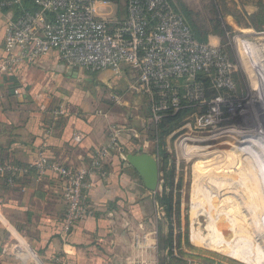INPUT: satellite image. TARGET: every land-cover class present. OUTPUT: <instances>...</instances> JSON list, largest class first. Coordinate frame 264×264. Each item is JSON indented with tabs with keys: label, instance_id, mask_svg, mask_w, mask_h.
Listing matches in <instances>:
<instances>
[{
	"label": "crops",
	"instance_id": "crops-1",
	"mask_svg": "<svg viewBox=\"0 0 264 264\" xmlns=\"http://www.w3.org/2000/svg\"><path fill=\"white\" fill-rule=\"evenodd\" d=\"M3 27L0 13V57ZM203 42L215 45L211 35ZM126 76L134 81L126 68L115 74L68 67L54 52L0 74L1 162L27 166L40 153L49 163L76 169L95 149L116 144L108 178L94 179L86 197L87 217L69 232L62 229L63 185L55 176H25L14 186L0 177V264H157L150 255L155 241L144 227L154 213L153 199L123 158L157 153V145L155 151L150 147L151 115L124 113L98 98L102 89L116 88ZM61 109L63 114H54ZM77 133L81 141L74 139ZM136 236L145 238L143 250L135 246Z\"/></svg>",
	"mask_w": 264,
	"mask_h": 264
},
{
	"label": "built area",
	"instance_id": "built-area-1",
	"mask_svg": "<svg viewBox=\"0 0 264 264\" xmlns=\"http://www.w3.org/2000/svg\"><path fill=\"white\" fill-rule=\"evenodd\" d=\"M25 1L0 0V13L4 14L0 74L32 65L49 52L56 53L68 67L93 73L118 74L126 68L134 77L130 90L146 98L154 124L167 114L201 108L204 111L197 123L220 127L243 113L249 102L238 91L230 55L199 41L170 0H29V11L23 8ZM199 74L209 80L217 93L214 97L206 99ZM63 113L61 109L54 114ZM54 126V122L50 124L48 136ZM74 139L83 137L77 133ZM115 148L112 142L95 149L76 169L49 163L40 153L27 166L0 161V177L5 176L7 184L14 186L25 176H55L63 185L61 225L69 232L88 214L86 197L94 179L108 178L109 157ZM134 239L136 247L145 246V238Z\"/></svg>",
	"mask_w": 264,
	"mask_h": 264
},
{
	"label": "rangeland",
	"instance_id": "rangeland-1",
	"mask_svg": "<svg viewBox=\"0 0 264 264\" xmlns=\"http://www.w3.org/2000/svg\"><path fill=\"white\" fill-rule=\"evenodd\" d=\"M170 1L179 10L189 12L190 19L187 21L199 39L211 35L215 45L230 55L236 67L234 78L238 91L241 97H248L249 102L245 105L243 113L232 116L220 127L207 128L200 125L196 118L203 110L192 109L184 116L182 124L165 137L167 166L161 173L158 191L151 193L154 213L149 221H145L144 226L146 232H151L150 239L156 244L150 255L156 257L157 264H263L264 0ZM238 41H241L242 46L240 53L236 48ZM94 77L97 78L96 75ZM127 79L131 84L133 80L130 76L118 79L117 83L121 81L122 86L119 87L116 83V88H104L98 98L110 107H119L121 112L146 113L150 116L146 98L131 92ZM152 124L148 125L151 135L150 147L155 151L157 136L160 134L159 122ZM186 151L189 155H194V158L190 159ZM210 153L216 154V160H222L225 162L223 164L229 166L226 174L232 176L231 180L236 182L232 189L238 190L235 191V207L239 205L235 211V221L229 229L222 225V231L226 233L222 247L225 252L222 254L217 247L206 249L199 243L203 239L204 245H207L208 238L216 241L213 231L220 229L222 222L205 223V219L213 220L214 213H203L204 210L199 213L198 221L194 220L189 206L195 176L201 175V179L208 173V176H214V173L204 170L198 175L200 169L196 166L197 162L210 158ZM198 155L201 157H196ZM212 206L213 202L208 199L198 203V207L206 210ZM192 221L198 223L192 236L193 239L196 238L194 240L190 237ZM207 231L209 233H206ZM199 235L201 239H198Z\"/></svg>",
	"mask_w": 264,
	"mask_h": 264
},
{
	"label": "bare ground",
	"instance_id": "bare-ground-1",
	"mask_svg": "<svg viewBox=\"0 0 264 264\" xmlns=\"http://www.w3.org/2000/svg\"><path fill=\"white\" fill-rule=\"evenodd\" d=\"M205 150V149H204ZM203 150V151H204ZM186 153L189 155V152L188 151H186ZM214 155H216V154H214V153H210L208 156L210 157V158H205V159H203V161L202 162H197V164H199V165H197L196 164V166L197 167H199V169H200V171H199V173H198V175L200 174V172L201 171H205V172H210L211 174L212 173H214V176H213V174H212V176H208V175H210L209 173H208V175L207 176H205L203 179H201L200 178V176H195V181H194V183H193V188H192V192H191V204L189 205L190 207H191V215L193 216V218L192 219H194V220H197L198 221V218H199V216H200V214L199 213H201L203 210H204V212L203 213H206V211H209L210 213H214V218H212L213 220H208V219H205V223H207V222H212V221H214V223H216L215 221H218L219 223H221V226H220V229L218 228V230L217 231H213L215 234H216V236H213L214 237V239H216V241L215 240H210L209 238L208 239H206L205 237V239H206V241H207V245H204V242L202 241L203 239H201L200 238V236L201 235H199V237H198V239L200 238L201 239V241L199 242L202 246H204L206 249H207V247L209 248V249H211L213 246L214 247H217V250L220 252L221 251V254H222V252L225 250H223L222 251V247H224L223 245H224V238L226 237V233L224 232L223 233V229L224 228H231L232 227V224L234 223V215L236 214V209H237V207L239 206H237V204H236V206L237 207H235V197H236V192L238 191H236V190H233L232 188H234L233 187V185H235V183L236 182H234L233 180H231V178L230 177H232V176H230V175H228V174H226V169L229 167V166H227V164H223V163H225L224 161H222V160H216L217 158H216V156H214ZM190 157V159H191V157L192 158H194V155H189ZM205 156H207V155H205ZM196 157H201V155L199 156H196ZM215 157V158H214ZM199 159V158H198ZM198 161V160H197ZM196 162V161H195ZM193 163H194V161H193ZM203 163V164H202ZM212 163V164H211ZM226 163H227V161H226ZM230 163V162H229ZM231 164V163H230ZM234 170H235V168H234ZM228 173V172H227ZM233 173V172H232ZM202 175H204L203 174V172H202ZM229 176V177H228ZM199 177V178H198ZM237 177V176H236ZM222 188L223 189H225L224 191L222 190ZM236 191V192H235ZM244 192H246V190L244 191ZM243 192V193H244ZM210 193V194H209ZM250 196V195H249ZM242 197V196H241ZM243 198H244V196H243ZM246 198V197H245ZM207 199H208V201L209 200H211V202H213V204H214V206H212V207H210V208H208V210H206L205 208H201V207H198V203H199V201H204V202H206L207 201ZM246 201V200H245ZM189 202V203H190ZM237 202V201H236ZM193 203V204H192ZM194 203H195V206H193L194 205ZM246 206H247V204H246ZM199 209V210H198ZM212 213V214H213ZM208 214V213H207ZM211 214V215H212ZM211 217V216H210ZM213 217V216H212ZM200 221V220H199ZM209 222V223H210ZM248 222V221H247ZM213 223V222H212ZM211 223V224H212ZM219 223H218V225H219ZM196 225H198V223H195V222H193L192 221V223H191V228H190V237H191V239H193V235H194V228L196 227ZM203 225V224H202ZM201 225V226H202ZM206 225V224H205ZM207 225H210V224H207ZM224 226V228L222 229V227ZM215 226V225H214ZM199 227V226H198ZM217 227V226H216ZM207 228V227H206ZM209 228V227H208ZM226 228V229H227ZM199 229H200V227H199ZM208 230V229H207ZM222 232H221V231ZM201 231V230H200ZM202 232V231H201ZM200 233V232H199ZM206 233H209L208 231L206 232ZM206 233H203L204 235H208V234H206ZM245 233V232H244ZM210 235V234H209ZM252 235V234H251ZM254 235V234H253ZM229 236V235H228ZM250 236V235H249ZM195 237V236H194ZM203 237V236H202ZM207 237H209V236H207ZM211 237V236H210ZM232 238V237H231ZM230 238V239H231ZM194 239H196V238H194ZM193 239V240H194ZM227 239V238H226ZM239 239H241V238H239ZM247 239V238H246ZM241 241H243V239L241 240ZM191 242V241H190ZM208 242H209V244H208ZM227 242V241H226ZM230 242V241H229ZM228 242V243H229ZM198 243V242H197ZM196 243V244H197ZM249 243V242H248ZM194 244V243H193ZM227 244V243H226ZM246 244V243H245ZM250 246V245H249ZM199 247V246H198ZM201 247V246H200ZM199 247V248H200ZM230 247H231V245H230ZM250 247H252V246H250ZM228 248H229V246H228ZM235 248V247H234ZM262 248V247H261ZM241 249V248H240ZM243 249V248H242ZM255 249V248H254ZM264 249V248H263ZM262 249V250H263ZM226 250H227V248H226ZM261 250V249H260ZM249 251V250H248ZM253 251V250H252ZM225 252V251H224ZM223 252V253H224ZM228 252V251H227ZM244 252V251H243ZM229 253V252H228ZM236 253V252H235ZM262 254H264V253H262ZM244 255V254H243ZM246 255V254H245ZM250 255V254H249ZM256 255V254H255ZM241 257V256H240ZM251 257V256H250ZM262 258H264V256L262 257ZM237 259V258H236ZM260 259V258H259ZM255 260V259H254ZM264 260V259H263ZM262 260V261H263ZM240 261V260H239ZM260 264V263H259ZM263 264H264V262H263Z\"/></svg>",
	"mask_w": 264,
	"mask_h": 264
},
{
	"label": "trees",
	"instance_id": "trees-1",
	"mask_svg": "<svg viewBox=\"0 0 264 264\" xmlns=\"http://www.w3.org/2000/svg\"><path fill=\"white\" fill-rule=\"evenodd\" d=\"M23 8L27 11L31 10V6L29 5V0H26L24 2ZM180 11L185 16L186 19H188V20L190 19V14L187 10L182 11L180 9ZM16 12H18V11H16ZM192 30L194 32L195 37L199 41L203 42L204 39H199L193 28H192ZM197 80L202 82L205 89H206V99H210L217 94L213 89H211L209 80L207 78H205L204 76L199 74L197 76ZM191 110H192V108H186V109L180 110L179 112L174 113V114H171V113L167 114V115L163 116V118L159 121L158 129L160 131V134L157 136V153H158L160 161L163 162L161 172H163V170H165V168L167 166L166 152L164 149L165 137H167L171 132H173L175 129H177L182 124L184 116ZM203 111H204V109H203ZM169 211L171 212V209H169Z\"/></svg>",
	"mask_w": 264,
	"mask_h": 264
},
{
	"label": "water",
	"instance_id": "water-1",
	"mask_svg": "<svg viewBox=\"0 0 264 264\" xmlns=\"http://www.w3.org/2000/svg\"><path fill=\"white\" fill-rule=\"evenodd\" d=\"M124 161L141 179L144 189L150 193H156L159 188L161 169L163 162L158 153L148 154L142 151L128 153L123 156Z\"/></svg>",
	"mask_w": 264,
	"mask_h": 264
}]
</instances>
